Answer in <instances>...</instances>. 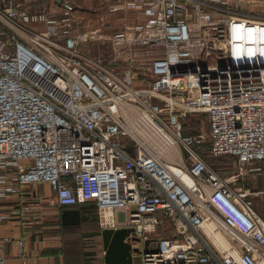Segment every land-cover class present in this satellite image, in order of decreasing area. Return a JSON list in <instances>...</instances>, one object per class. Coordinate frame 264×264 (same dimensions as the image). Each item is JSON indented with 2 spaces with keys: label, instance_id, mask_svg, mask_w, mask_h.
I'll use <instances>...</instances> for the list:
<instances>
[{
  "label": "built area",
  "instance_id": "1",
  "mask_svg": "<svg viewBox=\"0 0 264 264\" xmlns=\"http://www.w3.org/2000/svg\"><path fill=\"white\" fill-rule=\"evenodd\" d=\"M240 3L129 0L145 18L117 31L106 57L82 47L75 0L39 12L0 0V199L46 180L61 206L94 201L102 228L133 227L140 264H264L250 197L264 190L196 147L208 137L215 156L264 158V15ZM124 103L153 114L181 161L144 148ZM186 113L206 114L209 130L184 133Z\"/></svg>",
  "mask_w": 264,
  "mask_h": 264
},
{
  "label": "crops",
  "instance_id": "2",
  "mask_svg": "<svg viewBox=\"0 0 264 264\" xmlns=\"http://www.w3.org/2000/svg\"><path fill=\"white\" fill-rule=\"evenodd\" d=\"M128 1L105 0V5L113 12L122 11L126 9L122 5ZM75 2L78 6L77 16H80L87 8L81 1ZM134 12L141 19L126 24L117 31L145 18L143 13ZM127 19L124 17L122 22ZM95 29H98L97 34L90 35L85 31L89 36H85L82 47L92 50V45L105 44L109 47L108 54H111L117 42V31L111 33L107 27L102 31L101 26ZM216 161H225L219 164L224 175H230L243 167L244 174L237 181L238 185L251 191L264 190V158L243 166L241 159L234 155H222ZM250 197L254 205L264 213V194H251ZM55 198L51 183L41 180L25 183L21 192L10 193L0 199V210L8 215L0 221V255L5 257L6 264L105 263L103 228L99 224L95 203L91 200H79L75 204L61 206L56 203ZM63 214L69 219H78L79 223L64 225Z\"/></svg>",
  "mask_w": 264,
  "mask_h": 264
},
{
  "label": "rangeland",
  "instance_id": "3",
  "mask_svg": "<svg viewBox=\"0 0 264 264\" xmlns=\"http://www.w3.org/2000/svg\"><path fill=\"white\" fill-rule=\"evenodd\" d=\"M49 1L50 0H10L11 3L16 4L19 6V8H28L30 11L34 12H39V11H44L46 8H49ZM83 3V5L87 8L84 9V12H82V15H84V30L85 31H90L93 30L97 27L101 26V30L104 31L105 28L107 27L108 30L111 31V33L125 27L126 24H131L136 22L137 20H140L141 17H138L139 14H136L134 11L130 10V9H124L122 11H116L113 12L111 11L106 5H105V0H79ZM242 3H240L239 5V9H241L242 11L248 13L251 12L252 14H255L256 16H262L264 15V0H241ZM81 3V4H82ZM26 6V7H25ZM90 11H89V10ZM87 10V11H86ZM113 13L112 15L110 13ZM124 17L128 18L126 21L122 22ZM101 31V32H102ZM90 41V39H89ZM94 41V39H93ZM92 41V42H93ZM88 43V42H87ZM91 44V43H89ZM92 50L91 52L94 53H101L103 56L108 57V46L104 44H95L92 45ZM112 59H108V61H111ZM124 105H126L125 107L127 108H134L133 105L131 104H123L122 105V112L124 113V115L126 116L127 119V123H128V127H130L131 123H135V121L132 120V118H130V115L127 116L128 114L125 113L124 110ZM135 110H137L136 108H134ZM138 111V110H137ZM135 119V118H134ZM185 132L188 133H192V134H199L202 133L204 131H208L209 130V121L208 118L205 114H192V113H186L185 114ZM137 125V124H136ZM132 135H136L133 132H131ZM144 135H146V132H143ZM187 134V133H186ZM138 136L141 140H143L142 137ZM171 136V135H170ZM130 137V136H129ZM135 137V136H134ZM147 139H149V137L146 135ZM209 138L207 137L205 142H204V149L206 151L205 153V157L210 161H212V163L215 166H220L219 164H223L225 161H216L217 158L221 157V156H215L211 153H209ZM181 152L183 153V151L181 150ZM180 156V155H179ZM166 159H169L167 157H165ZM172 160V159H169ZM172 161H176V159H173ZM216 161V162H214ZM228 167V166H227ZM137 259L140 262V255L138 253H136Z\"/></svg>",
  "mask_w": 264,
  "mask_h": 264
},
{
  "label": "bare ground",
  "instance_id": "4",
  "mask_svg": "<svg viewBox=\"0 0 264 264\" xmlns=\"http://www.w3.org/2000/svg\"><path fill=\"white\" fill-rule=\"evenodd\" d=\"M125 106L126 105L123 106L125 113L128 114L127 116L130 115V118H132L137 124L131 123V128H128L131 132L143 138L144 148L151 147L155 149L160 156L181 161V156H179L180 150L175 144L174 138L159 126L149 110L141 109L140 107L133 105V107L138 110L137 111L134 108H127ZM143 132H146L145 134L149 139H147Z\"/></svg>",
  "mask_w": 264,
  "mask_h": 264
},
{
  "label": "water",
  "instance_id": "5",
  "mask_svg": "<svg viewBox=\"0 0 264 264\" xmlns=\"http://www.w3.org/2000/svg\"><path fill=\"white\" fill-rule=\"evenodd\" d=\"M133 227H119V228H103V246H104V261L105 264H140L137 256L133 253L138 251V247H134L132 243L126 238ZM134 239L139 237L134 235ZM151 239H146V246Z\"/></svg>",
  "mask_w": 264,
  "mask_h": 264
},
{
  "label": "trees",
  "instance_id": "6",
  "mask_svg": "<svg viewBox=\"0 0 264 264\" xmlns=\"http://www.w3.org/2000/svg\"><path fill=\"white\" fill-rule=\"evenodd\" d=\"M206 115V114H205ZM207 116V115H206ZM208 118V117H207ZM184 127H185V124H184ZM183 131H185V128L183 129ZM185 133H188V132H185ZM209 143H210V140H209ZM196 147L198 148V150L201 152V154L205 157V153H206V151H205V149H204V142L203 143H198V144H196ZM209 153H211L212 154V152L210 151V146H209ZM206 158V157H205ZM206 160H208L207 158H206ZM209 161V160H208ZM210 163H212V161H211V159H210V161H209ZM214 162H216V161H214ZM213 164V163H212ZM214 165V164H213ZM215 166V165H214ZM217 167V169L220 171V172H222L221 171V169H220V167L219 166H216ZM94 202V201H93ZM95 203V202H94ZM96 205V204H95ZM64 206V205H63ZM62 223L64 224V225H69V224H78L79 223V220L78 219H69V218H67V216L66 215H64L63 214V216H62ZM102 264H105V263H102Z\"/></svg>",
  "mask_w": 264,
  "mask_h": 264
}]
</instances>
